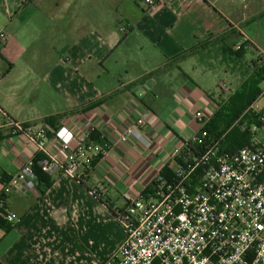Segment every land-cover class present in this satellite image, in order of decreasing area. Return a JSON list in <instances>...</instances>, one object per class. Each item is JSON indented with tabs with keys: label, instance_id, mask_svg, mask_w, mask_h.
<instances>
[{
	"label": "crops",
	"instance_id": "0c3cea01",
	"mask_svg": "<svg viewBox=\"0 0 264 264\" xmlns=\"http://www.w3.org/2000/svg\"><path fill=\"white\" fill-rule=\"evenodd\" d=\"M78 1L0 0V34L9 36L0 46V197L6 180L39 155L12 123L51 131L67 124L107 151L76 180L58 171L47 191L7 197L20 221L0 225V264H102L114 255L125 239V194L142 196L168 166L174 171L169 154L193 140L195 113L218 104L207 91L214 70L175 59L223 37L232 48L248 39L246 61L264 53L259 0H162L153 14L144 0H108L117 3L104 10H80ZM145 111L157 119L144 130L150 146L120 142Z\"/></svg>",
	"mask_w": 264,
	"mask_h": 264
},
{
	"label": "built area",
	"instance_id": "2783aa9c",
	"mask_svg": "<svg viewBox=\"0 0 264 264\" xmlns=\"http://www.w3.org/2000/svg\"><path fill=\"white\" fill-rule=\"evenodd\" d=\"M144 2L150 14L162 5V0ZM120 31L126 35L129 28L123 26ZM8 39L2 32L0 46ZM243 40L249 43L247 38ZM243 45L238 44L235 50H241ZM252 63L264 66V53L257 52ZM219 88L223 95L232 93L227 83L221 82ZM217 109L218 106L212 113H195L196 135L183 148L172 150L169 159L183 156L191 143L203 148L201 155L190 153L184 164H177L171 179L159 176L151 198L125 194L127 207L119 216L125 239L102 264H264L263 106L257 101L245 112L257 116L258 123L251 127L250 145L232 154L221 152L222 138L211 141L208 125ZM156 120L155 114L143 112L119 141L135 138L149 147L144 130L152 128ZM12 127L14 134L24 135L26 143L35 147L36 154L44 156L40 168L48 175L64 171L69 179L76 180L82 169L91 168L97 158L107 154L87 133L77 135L67 124L55 131L43 124L12 123ZM35 159L27 160L19 173L4 184L0 221L12 226L20 221L7 205L9 195L17 191L39 192Z\"/></svg>",
	"mask_w": 264,
	"mask_h": 264
},
{
	"label": "trees",
	"instance_id": "16d2710c",
	"mask_svg": "<svg viewBox=\"0 0 264 264\" xmlns=\"http://www.w3.org/2000/svg\"><path fill=\"white\" fill-rule=\"evenodd\" d=\"M130 31L126 35L129 34ZM249 44V43H247ZM246 45V44H245ZM243 45L241 50L236 51L227 44L226 39L219 38L213 41L199 42V44L188 51L180 54L174 63H180L189 58H196L198 62L204 67L210 70H216L222 68L225 65L229 68L231 65L233 69L235 67H241L246 64V46ZM219 61V66L216 64ZM246 71L243 75V80L240 87L234 91L227 99L223 97L218 100V109L213 115L211 122L208 125V130L211 134V141H220L222 153H235L243 147L249 146L252 140V125L258 123L257 116L245 115V112L254 103L260 100L263 93L262 85L264 82V66L259 67L255 63L245 66ZM228 73L229 70L225 69ZM262 112L264 113V107ZM53 119H49L51 123ZM246 126L247 129L243 130L242 127ZM224 136V138H223ZM210 141V142H211ZM203 148L196 144H189L188 149L183 152V156L177 159V164H184L185 158L190 153L195 155H201ZM44 156L39 154L35 159V173L38 177L39 188L45 192L53 186V179L51 175L42 172L40 168V162ZM100 158L94 161V164L98 162ZM162 176L171 179L174 176V171L168 166L163 172ZM8 180H6L7 182ZM5 182V183H6ZM155 184L144 192L146 199H149L153 195ZM0 225H6L10 230L12 225L0 221Z\"/></svg>",
	"mask_w": 264,
	"mask_h": 264
},
{
	"label": "rangeland",
	"instance_id": "374dc122",
	"mask_svg": "<svg viewBox=\"0 0 264 264\" xmlns=\"http://www.w3.org/2000/svg\"><path fill=\"white\" fill-rule=\"evenodd\" d=\"M236 1H237V4L239 6H244V4H245L242 0H236ZM253 1L254 0H249V2H247V3H251ZM262 1L263 0H259V6H260V8H262L264 10V5L262 4ZM116 3H117V1H108V0H103V1L102 0H79L77 3V8L80 10H86L88 7L91 6V7H96V8H99L101 10L102 9L104 10L105 9L104 6H107V5L111 6V5L116 4ZM143 40H144L143 37H141L139 39V41H143ZM133 43H134V41L131 40V45L129 43L128 47L131 48L133 46ZM246 48H247V46H246ZM251 55H252L251 50L246 49V56L250 57ZM193 63H194V61L191 59L188 62H185L183 67L185 69H189L190 68L189 66H191V64H193ZM216 64L219 66L220 65L219 61H217ZM249 64H252V59H250V60L248 59L246 61V64H243L241 67H235L233 69L232 65L229 68H226L225 65H222L223 66L222 68H218V69L214 70L213 72H210V74H211V80L209 82L210 87L207 89V91H209V93L213 94L215 96V98H217V100H220L221 97H223L224 99H227L234 91H236L240 87V84L243 80L244 72L246 71L245 66H248ZM225 69H228L229 72L227 73L225 71ZM221 81L228 84V86L232 90V93L223 95V93L220 91V88L218 87V84ZM262 90H264L263 85H262ZM263 103H264V100H261L260 104H263Z\"/></svg>",
	"mask_w": 264,
	"mask_h": 264
}]
</instances>
